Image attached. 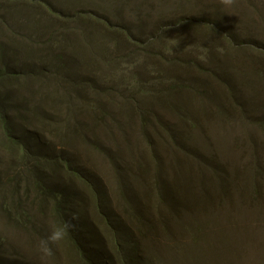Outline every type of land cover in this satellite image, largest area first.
<instances>
[{
    "label": "trees",
    "instance_id": "obj_1",
    "mask_svg": "<svg viewBox=\"0 0 264 264\" xmlns=\"http://www.w3.org/2000/svg\"><path fill=\"white\" fill-rule=\"evenodd\" d=\"M38 3L0 0V28L22 23L36 37L20 50L0 41V160L16 159L24 197L0 204V264H62L40 252L39 220L56 228L73 216L66 237L85 264H264V0L203 1L204 16L174 13L139 36L107 13L59 14L64 23L46 29L14 11ZM78 19L101 34L85 32L76 56L64 39L83 32ZM233 122L243 128L225 141ZM39 198L52 207L37 217ZM96 209L122 261L92 242Z\"/></svg>",
    "mask_w": 264,
    "mask_h": 264
},
{
    "label": "rangeland",
    "instance_id": "obj_2",
    "mask_svg": "<svg viewBox=\"0 0 264 264\" xmlns=\"http://www.w3.org/2000/svg\"><path fill=\"white\" fill-rule=\"evenodd\" d=\"M38 4H33L32 7H24L22 4H16L14 6V11L17 12L19 15L23 16H29V15H39V23L38 27L42 28L43 26L46 29H50L55 25L63 24L64 21H60L59 14L65 15L66 18L68 15H71L72 13L85 9V10H91L96 15H103L105 16V13L108 15H111L114 17L115 21L119 24H123L125 26H129L131 28V33L133 35L139 36L140 34H146L151 33L153 29L157 25V21L162 20V18L165 17H172L173 15H192L197 14V17L204 16L205 7L203 5H200V2L204 1L205 6L211 8L213 5L218 3L219 0H116L114 3H108V5L99 4L96 0H43L40 1ZM106 2V0H104ZM48 3L51 4L56 9L61 10V13H52L48 8ZM112 7H111V6ZM118 11V12H117ZM115 12V13H110ZM121 14L124 18V20L121 19L119 14ZM212 12L216 15L219 14V10L214 9ZM177 13V14H174ZM92 15V14H91ZM94 17V15H92ZM10 16L6 15V19H8ZM137 17V18H136ZM140 17H144V20ZM61 18V19H66ZM80 19H78L79 21ZM79 24L82 26L81 30L83 32L80 34L81 31H78V33H71L66 36L64 39L65 42L71 45V49L78 52L77 48L81 47L79 46V41L83 40V34L85 32H90L94 34L93 41H97V35L101 34V31L98 29V27L88 20L79 21ZM57 27V26H56ZM62 30V29H61ZM67 30V29H66ZM30 39L34 42H36V37L32 36L31 30H28L25 26H23L22 23H17L15 26L13 25L12 30H8L7 28H0V41H3L7 43L8 48L13 47L15 49L20 50L21 41H24L26 39ZM9 40V41H7ZM11 41H19L15 44H12ZM65 50L68 49L67 45H62ZM84 47L89 48L88 43L84 42ZM86 51L87 49L84 48ZM69 55L66 57L67 59H75L76 56H79L78 54L75 56L74 54H67ZM104 71L106 73V67H104ZM105 77V76H104ZM106 79V77H105ZM251 78L246 77L244 78V81H250ZM183 105H186V102H180ZM251 110H253V114H257V111L255 109V103L252 104ZM233 125H227L224 128H227L225 130H222L223 140L225 141H232L233 133L231 132V128L233 126H236L238 131H241L243 126V123L233 122ZM222 128V129H224ZM254 130V129H252ZM21 164H25L26 160H21ZM4 165V170L7 169V172L5 174L0 175V193H1V201L6 198H9L11 201H16L18 204L23 203L24 197L22 196V190H19L18 188V179L20 174L18 173V163L16 159L13 158V156L10 154L6 158H1L0 164ZM52 168V167H51ZM26 169L24 168V172ZM61 173L58 174V177ZM38 179V177L35 174H31L27 180L28 185V194L30 195V199L33 200V198H36L40 194L39 190L34 187L32 184L34 181ZM67 181L71 183L74 186H77L75 176L73 173L68 172L67 173ZM40 199V198H39ZM84 197L81 196L82 203L85 204L86 207L92 206V201L90 198V195H87V197L84 199ZM123 200V201H122ZM125 199H117L116 203H113V207L117 209L119 212L122 213V207H124ZM52 207V204H46L43 202V198L40 199V201H35L33 203V209L32 212L36 213L37 217L42 214L46 213L50 208ZM90 223L88 227H90L92 233L95 235L96 238L92 239V242H98V246L103 248V251L106 255V251L112 256L119 258L121 261L123 260V254L122 252L116 251V253L112 252V246L111 241L115 239L116 232L112 229L110 224L107 222L106 218L103 217V215L99 212L98 209H96V215H94L90 218ZM41 223L40 227V235H43V238L46 239L50 232L55 229V226L53 224H49L45 220H39ZM131 222H136V220H128ZM2 225H6L5 219L2 218ZM122 223H126V219L122 220ZM50 225V226H49ZM13 229V236H11V241L13 239L18 237L17 230L18 227L16 225L12 224ZM20 231V230H19ZM13 248H16V246H13ZM52 251L53 256L56 262H62V264H85V262L81 259V257L78 255L77 250L75 248V245L71 238L66 237L62 241L58 242L56 245H52ZM12 262V261H11ZM11 264H22V263H14Z\"/></svg>",
    "mask_w": 264,
    "mask_h": 264
},
{
    "label": "clouds",
    "instance_id": "obj_3",
    "mask_svg": "<svg viewBox=\"0 0 264 264\" xmlns=\"http://www.w3.org/2000/svg\"><path fill=\"white\" fill-rule=\"evenodd\" d=\"M219 3L222 7L229 8L235 4V0H219ZM76 219L77 217L73 216L70 220L64 221L61 225L52 230L46 239L40 241L39 250L44 257H51L53 255L52 245H56L66 238L68 233L76 227L73 223Z\"/></svg>",
    "mask_w": 264,
    "mask_h": 264
}]
</instances>
